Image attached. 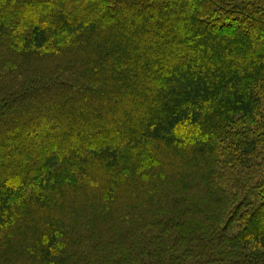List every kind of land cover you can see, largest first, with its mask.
Segmentation results:
<instances>
[{
  "label": "trees",
  "instance_id": "16d2710c",
  "mask_svg": "<svg viewBox=\"0 0 264 264\" xmlns=\"http://www.w3.org/2000/svg\"><path fill=\"white\" fill-rule=\"evenodd\" d=\"M0 264H264V0H0Z\"/></svg>",
  "mask_w": 264,
  "mask_h": 264
}]
</instances>
